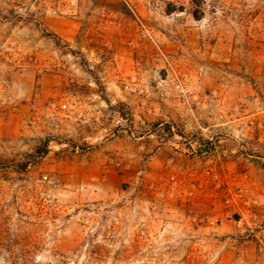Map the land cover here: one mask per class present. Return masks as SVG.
<instances>
[{"label": "rangeland", "instance_id": "374dc122", "mask_svg": "<svg viewBox=\"0 0 264 264\" xmlns=\"http://www.w3.org/2000/svg\"><path fill=\"white\" fill-rule=\"evenodd\" d=\"M0 264H264V0H0Z\"/></svg>", "mask_w": 264, "mask_h": 264}]
</instances>
